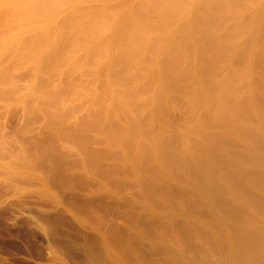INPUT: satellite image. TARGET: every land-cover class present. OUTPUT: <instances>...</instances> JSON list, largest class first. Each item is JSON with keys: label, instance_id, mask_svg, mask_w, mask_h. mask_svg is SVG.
I'll list each match as a JSON object with an SVG mask.
<instances>
[{"label": "clouds", "instance_id": "clouds-1", "mask_svg": "<svg viewBox=\"0 0 264 264\" xmlns=\"http://www.w3.org/2000/svg\"><path fill=\"white\" fill-rule=\"evenodd\" d=\"M154 2L168 0H131L119 9L117 0H0V94L19 111V125L29 114L46 112L73 133L106 128L107 138L135 161L138 181L191 170L198 133L190 128L178 138L170 135L156 111L162 88L195 76L194 65L175 72L168 56L202 15L196 0L181 9L145 6ZM4 143L0 132V152ZM258 171L248 161L235 176L217 178L206 169L192 179L200 195H220L234 209L223 247L226 264L237 253L236 264H243L264 244V213L250 183Z\"/></svg>", "mask_w": 264, "mask_h": 264}, {"label": "bare ground", "instance_id": "bare-ground-1", "mask_svg": "<svg viewBox=\"0 0 264 264\" xmlns=\"http://www.w3.org/2000/svg\"><path fill=\"white\" fill-rule=\"evenodd\" d=\"M186 3L187 0H168L145 6L168 10L181 9ZM130 6L131 0H117L115 5L117 9ZM194 6L202 16L193 31L181 43L172 46L168 66L181 73L185 64L194 65L195 76L191 82L181 77L162 88L156 111L158 121L170 135L178 138L182 129L187 132L190 128L198 133L199 149L191 170L165 172L138 181L133 170L135 161L107 138L106 128L96 126L91 131L85 128L73 133L54 125L46 112L27 117L43 119L46 141L32 145L33 150H41L42 154L47 151L53 166L50 173L57 179L52 181L51 174V181L57 183L56 187L59 185L67 191L73 185L67 180L72 167L69 169L64 157L75 154L79 159V172L89 178L87 181L96 184L99 193L110 189L102 194H116L108 186L110 181L122 189L125 185L132 186L136 195L130 197V202L141 206L147 216L165 223L159 230L129 224L124 235L111 228L107 238L96 242L100 256L93 254V258L97 261L107 264H196V261L226 264L223 247L234 209L227 206L220 195H200L196 191L192 179L206 169H211L219 178L225 172L235 176L248 161L256 163L259 171L250 183L258 190L257 203L264 213V2L196 0ZM2 104L6 105L4 113L8 118L18 114L7 93L0 94ZM1 106L0 120L4 116ZM0 132L8 134L1 123ZM12 132L11 137L5 135V141L17 133L13 129ZM15 141L12 146H5L4 151L11 152L12 147H19ZM84 143L88 144L87 150ZM13 151L17 154L15 149ZM2 154L3 151L0 152V185ZM81 183L77 184L81 186ZM180 219L182 223L179 224ZM125 220L132 223L131 216L127 215ZM147 233L154 235V247L167 248L168 257L164 262L153 260L151 255L155 249L148 252L150 254L141 253L143 250L139 247ZM185 246L186 249L190 247V252L182 250ZM209 246L216 249L211 250ZM238 259L237 253L231 264H236ZM243 264H264V244L247 253Z\"/></svg>", "mask_w": 264, "mask_h": 264}, {"label": "rangeland", "instance_id": "rangeland-1", "mask_svg": "<svg viewBox=\"0 0 264 264\" xmlns=\"http://www.w3.org/2000/svg\"><path fill=\"white\" fill-rule=\"evenodd\" d=\"M2 106L4 116H1L0 123L5 126V133L10 134V128L14 132L19 129L18 135L12 134L16 139L6 137L8 139L3 148L9 146L6 145L8 140L14 142V139L18 141L19 145H16L19 147L11 148V152L14 149L17 152H14L15 158L14 153L4 149L1 157L0 264H107L103 260H95L93 254L100 256V248H96V242L107 238L111 228L124 235L129 224L154 230L164 227V222L147 216L141 206L130 202V197L136 195L133 194L132 186L130 188L125 185L122 189L114 181H110L108 186L117 195L99 193L96 184L91 180L87 181L89 178L79 172V159L75 154L64 157L70 165L69 169L72 167L67 179L73 184H70L69 189L72 191L62 190L59 185V188L56 187L57 183L52 182L57 180L56 175L50 173L53 167L51 158L47 151L42 154L41 150L35 149L41 153L37 154L32 145L33 142L46 141L42 130L43 119L26 118L21 126L18 123L20 113L8 118L4 113L6 105ZM57 143L60 144L61 141ZM51 174L54 177L52 181ZM120 176L123 175L120 173ZM78 181L82 182L81 186L77 184ZM127 215L131 216L132 223L127 221L130 218L125 220ZM178 223H182L181 219ZM153 239L154 235L147 233L146 240L139 248L144 251H141L142 254H150L148 252L155 249L151 256L155 262L162 263L168 257L165 252L167 248L154 247ZM209 248L216 249L214 246ZM189 249L190 247H182L185 252H190ZM195 263L205 264L201 261Z\"/></svg>", "mask_w": 264, "mask_h": 264}]
</instances>
